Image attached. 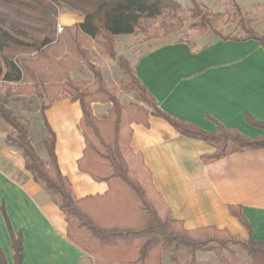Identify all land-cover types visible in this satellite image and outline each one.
Instances as JSON below:
<instances>
[{
	"label": "trees",
	"instance_id": "obj_1",
	"mask_svg": "<svg viewBox=\"0 0 264 264\" xmlns=\"http://www.w3.org/2000/svg\"><path fill=\"white\" fill-rule=\"evenodd\" d=\"M193 3V17L200 18L199 23L206 27L209 12H203L194 0ZM61 5L80 11L84 19L63 25L59 31ZM180 7L176 0H0V79L9 83L6 96L37 93L46 100L40 107L46 136L39 152L28 128L0 103V116L14 130L6 142L22 153L26 169L65 214L69 240L95 257V264H148L151 260L161 264L163 254L176 264L181 261L210 264L197 261L196 253L221 254L223 250L234 253L233 245L249 253L264 254V242L252 237L240 207L229 209L247 227V239H235L226 230L215 227L187 230L168 211L159 213L149 196V175L139 178L131 168L126 127L131 123L148 125L149 115L163 118L182 135L211 143L215 150L203 156L205 161L264 148V135L246 136L219 122L216 131L208 132L164 111L137 77L129 60L117 55V36L134 34L144 19L175 13ZM240 23L243 36L215 33L223 39H256L264 47V36L246 26L244 19ZM94 47L117 60L124 74L120 89L136 92L139 102L124 104L119 100L92 58L90 50ZM82 64L92 72V82L70 77V71ZM63 95L78 100L82 108L79 126L85 149L78 167L94 180L108 183L109 190L104 195L74 198L71 182L59 168L56 136L45 111ZM94 102L111 106L106 114L97 116L92 108ZM247 120L264 128V122L251 115H247ZM9 230L14 262L23 264L22 234H15L10 225ZM223 260L222 256L220 262ZM0 264H8L1 248Z\"/></svg>",
	"mask_w": 264,
	"mask_h": 264
},
{
	"label": "crops",
	"instance_id": "obj_2",
	"mask_svg": "<svg viewBox=\"0 0 264 264\" xmlns=\"http://www.w3.org/2000/svg\"><path fill=\"white\" fill-rule=\"evenodd\" d=\"M70 16L73 23L84 19L78 12ZM130 37L119 35L117 54L130 60L161 109L208 132L216 131L219 122L246 136L264 135V128L247 120L251 115L264 122V47L258 40L211 35L202 44L175 40L136 51L126 43ZM101 57L97 63L103 77L117 85L124 78L117 60ZM92 108L102 116L110 104L94 102ZM45 114L55 132L59 168L71 182L74 198L104 195L108 183L94 180L78 167L85 149L80 102L63 95ZM126 131L131 168L136 171L139 166L149 175V196L161 215L168 211L187 230L215 227L235 239H247V227L229 209L237 206L252 237L264 242V148L205 161L203 156L215 147L180 134L161 117L149 115L148 125L131 123ZM13 133L0 116V248L7 263L15 264L10 225L15 234H22L23 264H95V257L69 240L65 214L26 169L22 153L7 144V136ZM210 255L198 251L196 258L210 263ZM241 259L243 264H264V254L259 252L243 250ZM161 264L176 263L163 254Z\"/></svg>",
	"mask_w": 264,
	"mask_h": 264
},
{
	"label": "rangeland",
	"instance_id": "obj_3",
	"mask_svg": "<svg viewBox=\"0 0 264 264\" xmlns=\"http://www.w3.org/2000/svg\"><path fill=\"white\" fill-rule=\"evenodd\" d=\"M176 1L180 3L181 7L175 13L172 12L171 14L153 19H144L141 22L140 28L134 34H131V41L124 42L129 44L131 48L133 47V50L140 51L147 46L166 41L187 40L194 44H202L208 36L217 35L216 31L223 35L243 36L245 32L241 27V19H244V23L248 27L255 30H257L256 28L263 29L262 31H257L264 36V0H194L203 12H209V24L206 27H203L202 23H199L201 22L200 18H194L192 15L194 9L193 0ZM77 12L81 16L82 13L80 11L66 7L65 5L59 6L58 23L61 27L65 24H73L75 19L70 15L77 14ZM118 40L119 36L116 37V44ZM90 51L95 64L100 67L102 72V67L97 62L101 60V55L106 58L110 57L101 53L95 47ZM69 74L75 81L86 80L92 82L94 80L92 72L85 64L75 67ZM120 81L117 82V85H115V82H106L111 88L116 90V95L122 103L139 102L136 92L126 93L122 91L124 89H120ZM8 85L9 83H5L0 79V103H3L16 114L20 121L28 128L31 139L39 152L43 148L42 144L46 136V131L41 120L40 107L46 100L45 98L41 99L37 93L21 95L13 93L12 96L8 97L6 96ZM118 92H120V97L118 96ZM109 104L111 106V103ZM140 168L139 166L137 167L136 176L145 179L146 173ZM233 248L235 249L234 253L227 250H223L221 254L209 251L211 254L210 263L243 264L241 253L245 249L237 245H233ZM222 256L225 260L222 261L223 263L220 262Z\"/></svg>",
	"mask_w": 264,
	"mask_h": 264
},
{
	"label": "built area",
	"instance_id": "obj_4",
	"mask_svg": "<svg viewBox=\"0 0 264 264\" xmlns=\"http://www.w3.org/2000/svg\"><path fill=\"white\" fill-rule=\"evenodd\" d=\"M58 26H59V31H60V30L62 29V27H61V25H60V24H59Z\"/></svg>",
	"mask_w": 264,
	"mask_h": 264
}]
</instances>
